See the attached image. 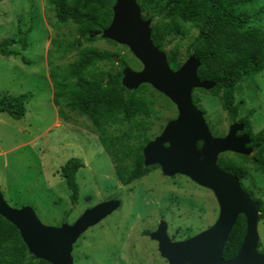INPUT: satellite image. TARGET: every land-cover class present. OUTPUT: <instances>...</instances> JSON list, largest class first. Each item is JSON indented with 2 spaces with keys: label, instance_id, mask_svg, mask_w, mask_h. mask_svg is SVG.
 <instances>
[{
  "label": "rangeland",
  "instance_id": "obj_1",
  "mask_svg": "<svg viewBox=\"0 0 264 264\" xmlns=\"http://www.w3.org/2000/svg\"><path fill=\"white\" fill-rule=\"evenodd\" d=\"M239 10L252 16L253 25L264 28V0L247 3ZM143 14L141 11L142 18ZM143 19H150L151 27L153 19ZM185 29V35H169L162 50L167 61L173 55L180 64L176 68L170 66L172 70H177L192 55L188 51L197 28L188 24ZM19 30L27 32V48L22 49L18 43L12 47L19 54L0 55V96L29 94L22 118L0 112V192L4 200L13 208L31 207L44 225L60 226L73 223L88 208L116 199L119 207L89 227L74 243L73 264H166L155 243L139 237V232L152 228L160 215L171 222V231L175 228L182 231L192 224L195 228L199 224L207 226L219 212L213 192L183 174L164 175L158 163V169L151 168L129 185L122 184L101 141V131L95 129L93 121L70 109L65 97L58 106L53 103L51 71L62 80L66 65L77 58L78 51H57L54 41L78 36L75 25L71 22L58 25L47 0H0V40L18 37ZM100 37L90 43L79 40L81 48L95 47L113 55L114 62L98 63L97 70L115 73L119 70L122 79L126 69L132 72L143 69L127 45ZM144 84L141 92L150 97L153 110L145 118L148 128L143 133L154 140L167 122L177 117L178 110L166 95L150 83ZM235 100L240 102L238 115L231 120L220 95H212L202 88L192 90V101L198 109H204L203 116L213 137H224L230 125L240 123L243 117L253 134L264 130V71L242 79L236 86ZM137 126L109 122L105 124V136L110 138L123 131L135 133ZM128 142L133 143L134 138ZM234 154L238 153L230 151L219 157L241 160ZM252 154L254 151L239 154L248 156L242 160L248 175L240 184L252 199L264 204V174L256 169ZM71 158L83 164L76 173L79 186L76 204H72L69 187L60 173ZM181 208L192 215L178 219ZM257 230V248L264 254V217L258 220Z\"/></svg>",
  "mask_w": 264,
  "mask_h": 264
},
{
  "label": "trees",
  "instance_id": "obj_2",
  "mask_svg": "<svg viewBox=\"0 0 264 264\" xmlns=\"http://www.w3.org/2000/svg\"><path fill=\"white\" fill-rule=\"evenodd\" d=\"M255 0H137L143 18L151 17V39L161 50H164L167 37L172 34L185 35V25L192 24L197 34L190 43L189 53L200 60L197 75L201 80L215 82L208 90L212 95H220L223 107L231 120L238 115L239 103L235 100L237 84L244 78L257 75L264 71V28L252 24V16L239 7ZM54 11L58 25L71 22L75 25L78 36L69 40L54 41L56 50L70 52L78 49L77 58L68 63L64 78L59 80L51 71L53 84V103L60 104L65 97L66 104L72 110L91 119L95 129L101 131V141L110 155L118 180L129 185L141 178L152 168L144 166L143 147L151 139L143 132L148 128L145 118L149 117L153 107L150 97L141 89L128 90L121 84V72L97 70V64L105 61L114 62L109 52L100 51L95 47L81 48L80 39L93 42L100 37L96 32L106 28L112 20V4L114 0H47ZM107 40V39H106ZM109 42H114L107 40ZM20 44L22 49L28 45L27 32L19 30L18 37H6L0 40V55L19 54L12 46ZM172 67H178L173 55L168 56ZM97 70L91 72L90 70ZM89 72V76L86 73ZM206 91V90H205ZM28 93L18 96H0V112L20 119L25 115V102ZM195 102V99H193ZM202 113L205 111L200 108ZM140 118V120H139ZM125 123L137 131H123L107 138L106 123ZM239 121H246V117ZM245 123V131L250 133L254 148L252 159L256 169L264 174V130L253 134ZM134 138L133 143L128 140ZM200 142L197 146L200 147ZM240 158L218 157V165L225 171L235 175L240 182L248 175L242 160L248 156L234 154ZM77 158L69 159L60 170L70 190L72 204H76L79 186L76 173L82 166ZM247 191L249 189L245 188ZM258 220L264 217L262 201ZM246 231L245 216L240 214L224 244L223 258L234 257L241 245ZM259 246V243H258ZM0 264H51L37 259L23 242L19 230L0 216Z\"/></svg>",
  "mask_w": 264,
  "mask_h": 264
},
{
  "label": "water",
  "instance_id": "obj_3",
  "mask_svg": "<svg viewBox=\"0 0 264 264\" xmlns=\"http://www.w3.org/2000/svg\"><path fill=\"white\" fill-rule=\"evenodd\" d=\"M110 24L96 32L103 38L127 45L143 64V69L124 70L121 84L135 90L144 83L166 95L177 107L178 115L167 122L161 133L143 147L144 166L158 163L164 175L177 173L210 189L219 212L215 222L183 241L172 242L166 225L160 223L150 237L158 241V250L169 264H264L258 251L257 230L261 202L242 189L239 179L219 167L218 157L224 152L251 154L250 135L237 132L245 129L242 122H233L224 137H213L203 113L192 101V90H210L215 82L201 80L197 75L200 60L192 54L177 70H172L166 54L151 39L150 19L144 20L137 0H115ZM198 142L202 144L197 146ZM167 144V145H166ZM116 199L86 209L73 223L47 226L40 222L29 206L11 207L0 192V216L13 224L23 242L35 257L51 264H73L74 243L89 227L99 223L119 207ZM242 214L246 231L234 257L225 260L224 244Z\"/></svg>",
  "mask_w": 264,
  "mask_h": 264
},
{
  "label": "flooded vegetation",
  "instance_id": "obj_4",
  "mask_svg": "<svg viewBox=\"0 0 264 264\" xmlns=\"http://www.w3.org/2000/svg\"><path fill=\"white\" fill-rule=\"evenodd\" d=\"M163 130V129H162ZM161 133V132H160ZM159 133V134H160ZM243 133H246V131L245 130H243V131H241V132H237V136H239V135H241V134H243ZM158 134V135H159ZM200 144H201V142H200ZM167 145V144H166ZM247 146H249V144H247ZM253 151H254V148H253ZM228 152H230V151H228ZM224 153H226V152H224ZM144 162V161H143ZM152 166V168H156V169H158V165L156 164V165H151ZM159 169L161 170V168L159 167ZM173 176H176V175H173ZM173 176H171V177H173ZM170 177V176H169ZM240 181V180H239ZM244 186V185H243ZM192 212H189L187 209H185V208H181V209H179V211H178V213H177V217H178V219H183V217H188V215H190ZM192 215V214H191ZM217 218V217H216ZM216 220V219H215ZM215 220L212 222V223H210V224H208L207 226H201L200 224L198 225V227L197 228H195L194 227V225L192 224L191 226H189V227H184L183 229H182V231L180 230L181 228H175V230H170V226H171V222L168 220V218L167 217H164V215H160L158 218H157V220H156V224L152 227V228H150V229H143V230H141L140 232H139V237H143L144 239L145 238H149V240H151L152 242H154L155 243V245H156V247H157V250H158V245H159V243H158V241H156V240H154V239H152L151 237H150V234L151 233H153V232H155L157 229H158V227H159V225H160V223H164L165 225H166V234H167V236L169 237V239H170V241H172V242H177V241H183V240H185V239H187V238H189V237H192V236H194V235H196V234H198L199 232H201L202 230H204V229H206V228H208L209 226H211L214 222H215ZM179 225V224H178ZM177 225V226H178ZM200 226V227H199ZM183 235H185V236H183ZM160 256H161V258L164 260V262L166 263V264H169V262H168V260L166 259V258H164L161 254H160Z\"/></svg>",
  "mask_w": 264,
  "mask_h": 264
}]
</instances>
